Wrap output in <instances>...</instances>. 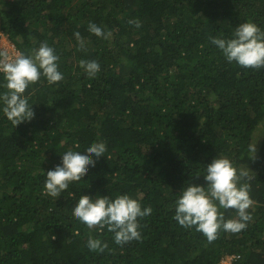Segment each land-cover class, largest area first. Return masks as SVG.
<instances>
[{"label":"trees","instance_id":"16d2710c","mask_svg":"<svg viewBox=\"0 0 264 264\" xmlns=\"http://www.w3.org/2000/svg\"><path fill=\"white\" fill-rule=\"evenodd\" d=\"M92 20L111 35L90 32ZM249 20L264 31V0H0V31L26 54L47 41L64 76L29 85L31 120L13 126L0 112V264H264V68L227 62L210 39ZM91 57L95 75L79 64ZM98 140L106 152L95 165L45 194L43 169ZM215 155L248 170L252 204L244 229L209 242L173 215L176 194L204 184ZM123 193L152 208L139 240L118 245L73 215L81 194ZM90 234L107 247L89 250Z\"/></svg>","mask_w":264,"mask_h":264},{"label":"clouds","instance_id":"9594fccd","mask_svg":"<svg viewBox=\"0 0 264 264\" xmlns=\"http://www.w3.org/2000/svg\"><path fill=\"white\" fill-rule=\"evenodd\" d=\"M129 24L140 27L139 19H130ZM88 30L105 38L111 29L92 20ZM79 47L85 46L80 33L73 34ZM211 43L222 53L227 62H235L244 68H264V31L252 21H245L235 27L230 37H211ZM59 57L47 41L40 42L37 48L27 54L17 51L9 57L7 51H0V112L16 126L31 120L35 113L33 103L25 94L30 84L45 78L48 84L61 81L64 76L59 70ZM79 64L89 75L100 71V61L95 58H82ZM255 153L256 146H250ZM106 152V143L94 141L81 148L73 144L63 150L61 161L43 172L45 174L44 192L58 197L67 189L70 181H79L87 173L89 166ZM248 178V170L237 169L233 161L224 155L214 156L203 169L204 184L188 183L176 194L173 219L184 228H195L202 232L209 242L217 238L218 232L238 233L250 220L248 209L252 204L249 195L250 185L242 183ZM221 209H234L236 216L225 218ZM73 215L89 229H106L113 241L123 245L139 240V219L151 214V206H143L138 198L127 193L110 197L109 195L81 194L72 207ZM89 250L103 251L107 243L98 236H88Z\"/></svg>","mask_w":264,"mask_h":264},{"label":"built area","instance_id":"2783aa9c","mask_svg":"<svg viewBox=\"0 0 264 264\" xmlns=\"http://www.w3.org/2000/svg\"><path fill=\"white\" fill-rule=\"evenodd\" d=\"M0 51H7L9 54V57H12L15 55L17 51V47L12 43L6 34L0 31ZM238 257V255H226L221 259L222 264H232V261Z\"/></svg>","mask_w":264,"mask_h":264},{"label":"rangeland","instance_id":"374dc122","mask_svg":"<svg viewBox=\"0 0 264 264\" xmlns=\"http://www.w3.org/2000/svg\"><path fill=\"white\" fill-rule=\"evenodd\" d=\"M256 136H257V137H256L255 140H254V142H255V146L257 145V142H258V138H259V136H260V133L257 132Z\"/></svg>","mask_w":264,"mask_h":264}]
</instances>
